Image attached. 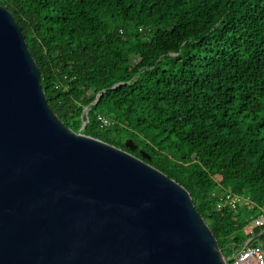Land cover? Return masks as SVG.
Returning <instances> with one entry per match:
<instances>
[{
    "label": "trees",
    "instance_id": "1",
    "mask_svg": "<svg viewBox=\"0 0 264 264\" xmlns=\"http://www.w3.org/2000/svg\"><path fill=\"white\" fill-rule=\"evenodd\" d=\"M0 5L22 28L67 127L183 186L229 264L250 239L264 242V228L246 232L264 217V0ZM100 115L113 124L101 127ZM228 192L245 201L233 209Z\"/></svg>",
    "mask_w": 264,
    "mask_h": 264
},
{
    "label": "water",
    "instance_id": "2",
    "mask_svg": "<svg viewBox=\"0 0 264 264\" xmlns=\"http://www.w3.org/2000/svg\"><path fill=\"white\" fill-rule=\"evenodd\" d=\"M0 264H229L183 186L55 114L1 5Z\"/></svg>",
    "mask_w": 264,
    "mask_h": 264
},
{
    "label": "built area",
    "instance_id": "3",
    "mask_svg": "<svg viewBox=\"0 0 264 264\" xmlns=\"http://www.w3.org/2000/svg\"><path fill=\"white\" fill-rule=\"evenodd\" d=\"M99 120L101 122V127L103 128L110 127L113 124L112 120L105 116L100 115ZM243 201H245V198L239 195H234L231 192H228L225 195V202L233 209H236ZM222 206L223 204L220 203L218 209H222ZM255 227L264 228V217L255 220V223L248 227L250 231L246 230V232L251 234ZM252 240L253 239H250L244 247L235 254L233 257L235 261L234 264H264V242H260L257 246H252L250 244Z\"/></svg>",
    "mask_w": 264,
    "mask_h": 264
},
{
    "label": "rangeland",
    "instance_id": "4",
    "mask_svg": "<svg viewBox=\"0 0 264 264\" xmlns=\"http://www.w3.org/2000/svg\"><path fill=\"white\" fill-rule=\"evenodd\" d=\"M248 230L250 231V229H247V231H248Z\"/></svg>",
    "mask_w": 264,
    "mask_h": 264
}]
</instances>
